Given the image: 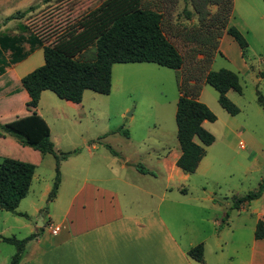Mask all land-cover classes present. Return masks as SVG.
<instances>
[{
	"label": "rangeland",
	"instance_id": "374dc122",
	"mask_svg": "<svg viewBox=\"0 0 264 264\" xmlns=\"http://www.w3.org/2000/svg\"><path fill=\"white\" fill-rule=\"evenodd\" d=\"M103 1L0 0V35L27 36L35 32L46 43L67 48L62 43L95 22L99 12H92ZM256 1L248 0L251 11L245 17L233 13L228 21L247 42L241 50L231 36L216 44L210 33L217 28L206 26L216 24L224 29L220 21L225 18L229 0H140L142 8L162 14V30L184 59L182 75L176 69L151 62L114 63L109 93L85 89L81 101L70 104L52 91L43 90L35 115L26 109V99L20 94L8 99L0 93V129H19L31 141L48 136L56 153L74 152L67 158L78 169L88 166L85 175L95 178L97 185L118 191L122 210L169 213L182 244L188 248L208 232L212 218L233 225L235 238L245 239L254 229L257 214L264 213V190L242 209L233 206L235 198L264 184V4L256 6ZM242 4L237 6L238 11ZM29 6L35 8L23 18L2 23L6 16ZM23 45L28 49V44ZM95 53L96 46L92 44L75 58L90 61ZM198 54L203 57L198 58ZM43 62L42 48H36L12 65L5 77L11 80L10 88L23 89L18 77ZM220 68L235 72L239 78L241 92L226 93L239 109L235 115L219 105L217 91L204 81L208 71ZM179 78L182 86H178ZM182 87L187 95L198 93V99L216 116L213 122H203L214 141L205 147L200 166L185 177L174 171L172 163L180 152L175 110ZM87 149L91 151L90 158ZM5 157L30 162L35 167L28 193L16 211L0 209L2 236L24 238L28 219L21 213H33V206L42 207L43 215L52 208L53 225L59 223L71 187L66 177L56 202L47 200L46 187L50 191L55 176L54 155L43 156L7 135L0 137V161ZM121 163L126 168L119 170ZM139 165L149 172H141ZM62 167L67 173L70 165ZM15 249L0 237V264H9Z\"/></svg>",
	"mask_w": 264,
	"mask_h": 264
},
{
	"label": "trees",
	"instance_id": "16d2710c",
	"mask_svg": "<svg viewBox=\"0 0 264 264\" xmlns=\"http://www.w3.org/2000/svg\"><path fill=\"white\" fill-rule=\"evenodd\" d=\"M262 1L264 4V0ZM42 2L48 3L50 0H42ZM229 5L230 0L228 7ZM34 8L35 6H29L25 10L16 11L6 16L2 23L5 24L11 19L23 18ZM96 12L99 14L89 28L75 34L71 40H66V43H62L67 48L46 43L43 37L35 32H30L27 36L22 34L0 35V78L4 86L11 83L9 78H5L7 76L6 67L22 61L34 49L42 48L44 62L20 78L21 86L28 97L25 106L32 114H36L35 110L43 90H50L57 97L73 103L81 101L85 89L102 94L109 93L111 67L114 63L151 62L176 70L181 68L182 55L163 33L160 12L142 8L140 0H105L93 10L92 14ZM226 19L225 15L220 23L226 24ZM226 33L233 38L239 49L246 48L247 42L235 26H228ZM24 43L28 44V49L24 48ZM92 43L96 46L95 57L90 61L76 60L75 56ZM204 81L217 91V101L227 113L235 115L239 112L238 107L226 96L228 90L238 93L242 90L235 72L225 68L210 70L206 73ZM215 120V114L205 103L188 96L185 91L180 92L175 110L176 137L180 155L175 165L184 173L195 171L205 155V147L214 141V136L203 127V122ZM7 135L14 137L21 146L29 147L41 155L46 153L54 155L55 176L47 198L51 201L56 195L60 182V161L74 152L56 153L48 136L31 141L19 129L13 127L0 129V137L5 138ZM34 167V164L30 162L14 158L1 159V210L16 211L20 200L28 192ZM138 168L143 173L149 172L142 165ZM263 190L264 184L261 183L257 190L235 198L233 206L237 208L244 202L258 198ZM33 236L34 234L22 239L14 236L1 237L3 241L16 247L10 264H19L25 245ZM254 237L264 238V222L261 219H258L255 224ZM187 254L198 262L202 261V244L198 243L190 247Z\"/></svg>",
	"mask_w": 264,
	"mask_h": 264
},
{
	"label": "crops",
	"instance_id": "0c3cea01",
	"mask_svg": "<svg viewBox=\"0 0 264 264\" xmlns=\"http://www.w3.org/2000/svg\"><path fill=\"white\" fill-rule=\"evenodd\" d=\"M239 2L243 3L241 11H238L237 7ZM261 3L262 0H259V3L257 0L256 6H260ZM224 10L227 16L224 29L218 28L216 24L206 25L211 29L217 28L210 33V38L216 44H220L230 36L226 33V28L230 26L228 21L231 15L238 13L245 17L246 12L251 11V5L248 0H230L229 7ZM197 57L203 56L198 54ZM183 64L184 59L181 68L177 70L181 75ZM10 68L11 66L6 67L7 73ZM179 79L178 86H182L179 84L182 80ZM189 82L192 83L191 80ZM10 86H4L3 83L0 85V93H3L4 97L8 96L7 98L11 99L20 94L25 99L28 98L25 90L11 89ZM184 90L187 92L185 88ZM190 97L198 99V93ZM86 153L90 158L91 151L87 149ZM47 154L51 155L46 153L43 156ZM178 156L172 160L174 171L185 177L189 173L182 174L180 172L182 170L174 164ZM69 159L66 158L59 164L60 182L55 197L50 201L53 204L56 202L62 183L67 177L71 187L70 192L66 197L62 218L59 223L54 224L60 227L59 231L53 233L49 228V225H53L52 208L44 215L40 211L42 207L38 206H33V213L24 211V217L28 219L25 223L27 234L25 237L32 234L34 236L27 241L19 264H264V238L254 237L255 226L247 238L236 239L234 226L225 222L221 224L218 218H212L208 232L199 237V243L203 247V260L198 262L192 259L187 254L189 248L182 244L178 227L169 220L171 219L169 213H161L154 209L122 210L118 191L112 187L97 185L95 178L91 179L85 175L88 166L78 169L74 161ZM66 163L70 165L67 173L62 167ZM118 167L119 170L126 168L124 163ZM46 192H49V186L46 187ZM210 200L215 204L213 198ZM243 204L246 202L237 208L242 209ZM262 214L264 213L257 214L255 224L258 219L264 222ZM31 215L34 216L33 222ZM39 220L42 224L36 223ZM223 224L225 225L220 228ZM0 237H2L1 231Z\"/></svg>",
	"mask_w": 264,
	"mask_h": 264
},
{
	"label": "built area",
	"instance_id": "2783aa9c",
	"mask_svg": "<svg viewBox=\"0 0 264 264\" xmlns=\"http://www.w3.org/2000/svg\"><path fill=\"white\" fill-rule=\"evenodd\" d=\"M239 147L244 149V145L242 142H239ZM49 228H50L51 232L56 233L57 231H59L60 227L58 225H49Z\"/></svg>",
	"mask_w": 264,
	"mask_h": 264
},
{
	"label": "water",
	"instance_id": "95a60500",
	"mask_svg": "<svg viewBox=\"0 0 264 264\" xmlns=\"http://www.w3.org/2000/svg\"><path fill=\"white\" fill-rule=\"evenodd\" d=\"M39 221H40V220H39ZM39 221H38V223H39V224H42L41 221H40V222H39Z\"/></svg>",
	"mask_w": 264,
	"mask_h": 264
}]
</instances>
